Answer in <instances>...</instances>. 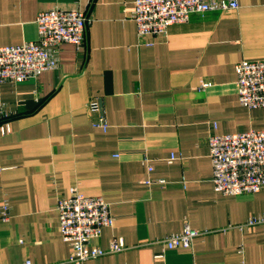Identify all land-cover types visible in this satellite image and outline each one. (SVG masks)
<instances>
[{
    "label": "crops",
    "instance_id": "1",
    "mask_svg": "<svg viewBox=\"0 0 264 264\" xmlns=\"http://www.w3.org/2000/svg\"><path fill=\"white\" fill-rule=\"evenodd\" d=\"M237 1V11L194 14L141 41L135 0H0L2 46L37 41V18L52 9L93 19L84 48L62 46L58 69L0 83L12 114L0 121V204L10 206L0 264L69 257L57 206L73 187L104 197L115 218L92 245L126 246L84 264H264V226L246 225L264 216V190L218 192L208 145L213 133L264 131V109L243 107L236 90V65L264 59V0ZM93 98L107 131L93 126ZM186 226L202 235L170 250L164 239Z\"/></svg>",
    "mask_w": 264,
    "mask_h": 264
},
{
    "label": "built area",
    "instance_id": "2",
    "mask_svg": "<svg viewBox=\"0 0 264 264\" xmlns=\"http://www.w3.org/2000/svg\"><path fill=\"white\" fill-rule=\"evenodd\" d=\"M238 9L237 0H135V10L130 18L137 24L139 39L144 41L150 36L166 35L170 27L187 23L194 14ZM92 21V17L81 10L56 8L41 13L36 21L37 41L17 46L0 45V83H22L58 69L62 46L70 44L78 49L84 48L87 28ZM236 73L240 104L249 110L264 109V59L241 61L236 65ZM87 109L96 116L93 126L107 131L109 123L101 103L93 98L88 102ZM11 116L0 108V119L9 120ZM208 145L212 181L218 192L225 196L242 197L264 190V131L252 130L232 135L213 133ZM170 160H175V157L172 155ZM0 208V223L7 222L10 215L8 202L1 203ZM57 211L63 240L72 248L69 257L59 264H84L126 250L121 237L113 239L108 250L92 245L93 241L101 238L104 229H112L115 225L110 204L104 197H88L73 187L69 197L59 198ZM246 225L264 226V216L251 218ZM201 235L202 231L186 226L182 233L164 239V243L170 250H191L194 241ZM158 258L163 256L158 255ZM23 264L34 263L26 260Z\"/></svg>",
    "mask_w": 264,
    "mask_h": 264
},
{
    "label": "trees",
    "instance_id": "3",
    "mask_svg": "<svg viewBox=\"0 0 264 264\" xmlns=\"http://www.w3.org/2000/svg\"><path fill=\"white\" fill-rule=\"evenodd\" d=\"M0 121H5V120L2 119V120H0Z\"/></svg>",
    "mask_w": 264,
    "mask_h": 264
}]
</instances>
